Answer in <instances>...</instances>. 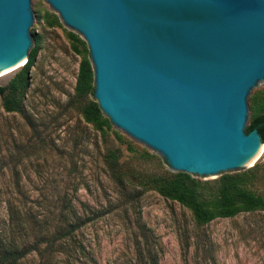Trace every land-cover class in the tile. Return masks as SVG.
I'll use <instances>...</instances> for the list:
<instances>
[{"label": "water", "instance_id": "95a60500", "mask_svg": "<svg viewBox=\"0 0 264 264\" xmlns=\"http://www.w3.org/2000/svg\"><path fill=\"white\" fill-rule=\"evenodd\" d=\"M44 1L84 40L102 115L170 171L224 179L263 151L264 0ZM40 23L36 0H0V65L31 60Z\"/></svg>", "mask_w": 264, "mask_h": 264}, {"label": "rangeland", "instance_id": "374dc122", "mask_svg": "<svg viewBox=\"0 0 264 264\" xmlns=\"http://www.w3.org/2000/svg\"><path fill=\"white\" fill-rule=\"evenodd\" d=\"M36 1L41 23L33 39L40 41L27 71L21 112L5 111L0 95V239L16 232V217L29 243L33 223H54L64 212L77 227L74 247L67 255L45 258V264H134L133 217L139 213L157 243L158 264H264V209L196 226L187 208L135 181L124 182L126 194L119 190L102 163L105 146L115 150L127 174L173 171L159 154L112 124L99 131L84 121L74 107L79 101L74 83L78 62L88 58L86 44L44 0ZM19 69L0 72V87ZM92 99L88 93L82 101ZM250 102L253 117L264 109V87ZM261 145L263 151L243 172L249 178L245 187L264 197V141ZM194 178L210 203L217 180ZM43 262L34 251L22 260Z\"/></svg>", "mask_w": 264, "mask_h": 264}, {"label": "trees", "instance_id": "16d2710c", "mask_svg": "<svg viewBox=\"0 0 264 264\" xmlns=\"http://www.w3.org/2000/svg\"><path fill=\"white\" fill-rule=\"evenodd\" d=\"M72 36L79 40L75 35ZM83 42V41H82ZM36 48L31 60L23 64L17 73L9 80L7 85L0 87L2 107L7 112H21L22 99L27 85V71L32 65ZM73 50L78 51L73 47ZM93 76L92 67L88 58L82 57L78 62L77 73L74 83V96L79 101L74 105L85 122L94 125L97 130L103 131V126L109 125L107 117L103 116L94 100L82 101L88 93L92 95ZM252 128H256L260 135L261 142L264 141V109L252 117ZM103 166L108 175L119 186V190L126 192L124 182H133L142 189H152L159 195L175 201L187 208L196 226L206 224L214 218H227L240 212H251L264 209V197L248 190L245 183L249 181L247 175L242 172L240 175L217 180L214 189V197L209 203L201 197L202 184L191 176L178 175L177 172H168L164 175L152 172L129 173L120 169L118 156L114 149L105 146L102 155ZM255 167L249 170H254ZM127 193V192H126ZM125 193V194H126ZM71 217H77L71 213ZM135 236L132 242L134 264H158L156 242L151 240L148 229L140 220L139 213L133 217ZM16 217L13 218V233L10 237L0 239V264H22V260L32 251L44 260L57 254L67 255L72 251L75 244L76 226L69 221L64 212H59L54 223L45 221L33 223L30 232L33 239L26 243L25 227ZM36 227V228H35ZM11 228V229H12ZM35 228V229H34ZM17 237V238H16ZM43 241L42 249L39 243ZM156 243V244H155Z\"/></svg>", "mask_w": 264, "mask_h": 264}, {"label": "bare ground", "instance_id": "6f19581e", "mask_svg": "<svg viewBox=\"0 0 264 264\" xmlns=\"http://www.w3.org/2000/svg\"><path fill=\"white\" fill-rule=\"evenodd\" d=\"M11 66V65H10ZM10 66H6V65H0V72H7L10 71L12 69H9ZM261 144V143H260ZM262 146V145H261ZM252 163V162H251Z\"/></svg>", "mask_w": 264, "mask_h": 264}]
</instances>
